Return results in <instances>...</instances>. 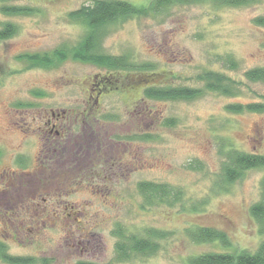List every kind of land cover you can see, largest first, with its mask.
I'll return each mask as SVG.
<instances>
[{"label": "rangeland", "instance_id": "rangeland-1", "mask_svg": "<svg viewBox=\"0 0 264 264\" xmlns=\"http://www.w3.org/2000/svg\"><path fill=\"white\" fill-rule=\"evenodd\" d=\"M93 1L0 0V29L9 22L17 27L15 35L0 41V148L4 152L0 170L19 169L10 160L14 148L34 147L24 130L35 112L86 99L94 93L91 78L106 73L72 57L52 68H30L20 58L75 47L87 28L72 21L69 13ZM127 1L148 5L152 0ZM183 1L158 15L111 26L101 51L128 54L139 65L155 66V73L146 77L164 86L203 88L206 82L199 75L215 71L232 79L238 89L233 95L205 90L192 100H144L142 89L107 93L103 106L109 108L98 138L109 157L118 155L123 163H132L130 173L125 169L118 179L103 177L95 183L46 182L38 183L36 190L29 184L14 188L7 202L0 204V240L10 255L35 257V264H189L196 255L226 252L221 244L194 242L189 233L198 226L225 232L231 251L253 252L264 240L260 223L250 213L262 197L264 168L247 170L233 183L224 181L222 170L231 147L264 155V112L227 109L232 103L264 102V82L246 76L248 70L264 67V27L254 22L264 16V0L241 6ZM3 5L25 6L32 14L9 16L1 12ZM140 73L131 69L112 75L123 81L124 77L137 79ZM139 112H145V117ZM108 155L103 159L109 160ZM27 169L39 168L28 165ZM142 181L167 183L182 191V201L143 207L138 190ZM49 189L54 191L52 205L71 203L82 205L83 210L67 211L71 216L37 213L36 208L45 206L42 198L49 197ZM120 225L140 235L150 228L169 234L159 241L155 254L121 261L115 234ZM0 264L9 263L0 258Z\"/></svg>", "mask_w": 264, "mask_h": 264}, {"label": "trees", "instance_id": "trees-1", "mask_svg": "<svg viewBox=\"0 0 264 264\" xmlns=\"http://www.w3.org/2000/svg\"><path fill=\"white\" fill-rule=\"evenodd\" d=\"M200 1V0H199ZM217 5L241 6L248 5L252 0H213ZM183 0H152L148 5H137L127 0H94L90 5H83L79 9L69 13L72 21H79L87 28V33L82 40L73 48L62 47L53 52L24 54L20 58L28 63L30 68H52L64 60L72 57L75 61L93 64L103 68L112 75L113 72L123 70H138L142 75L137 80L146 83L148 87L145 94L149 98L159 100H192L204 94L205 90L223 95H233L238 85L228 77L215 72L207 71L199 75L200 80L205 81L203 88L188 86H164L157 81L148 79L155 73V66L144 63L139 65L131 61L128 54L116 56L106 54L101 51V41L106 36L111 26L125 23L136 17H147L158 15L166 8ZM188 2V0H186ZM1 12L9 16L32 14V11L25 6L3 5ZM254 22L264 27V16L257 17ZM17 27L13 23H6L0 29V41L6 40L16 34ZM231 66L236 65L231 59ZM151 72V73H150ZM146 74L149 75L146 77ZM246 76L251 81L264 82V67H257L246 72ZM39 94V93H38ZM232 113H242L244 111L264 112V102H253L248 104L232 103L227 106ZM148 135L139 136L147 139ZM0 148V158L3 154ZM264 168V155L240 151L231 147L226 151V160L223 163V175L226 183H233L240 179L245 171ZM261 200L253 204L250 209L251 215L260 223L261 232L264 234V179L261 184ZM138 190L144 198V205L166 204L173 206L181 202L183 194L181 190H176L167 183H157L154 181H142L138 184ZM118 237L116 252L121 261L129 260L138 255H153L160 248V240L164 239L169 232L150 228L146 234L140 235L129 232L128 229L118 227L115 232ZM194 242L221 244L224 251H212L193 256L189 264H264V240L258 248L251 252L248 250L231 251L232 242L227 234L218 229L198 226L190 229L189 233ZM0 258L9 264H35L38 260L35 257L12 256L8 253L7 245L0 240ZM78 264H92L80 262Z\"/></svg>", "mask_w": 264, "mask_h": 264}, {"label": "flooded vegetation", "instance_id": "flooded-vegetation-1", "mask_svg": "<svg viewBox=\"0 0 264 264\" xmlns=\"http://www.w3.org/2000/svg\"><path fill=\"white\" fill-rule=\"evenodd\" d=\"M119 80L120 78H113V75L107 72L101 73L99 76L95 75L91 78V92L94 93H91L86 99L77 100L70 107H51L34 113L28 124L26 123L28 129L24 130L29 140L34 142V147L30 149L27 145H19L16 149L14 148L10 160L11 164L13 165L15 162L19 169L6 166L0 170V193H2L0 204L6 203L9 194L16 190L14 188H20V185L29 184L36 190L38 183L50 182L58 185L67 182L85 183L88 181L95 183L103 177L106 180L118 179L121 172L124 173L123 176L125 175L126 170L127 173H130L129 169L132 168V163H123L118 155L109 157L105 143L100 142L101 137L98 138L105 125L103 115L109 108L106 105L104 107L103 103L107 93L114 90L131 94L142 89L145 100V98H149L145 94L148 85L136 78L124 77L123 81ZM139 113L144 117L146 115L145 112ZM130 114L134 115L133 112ZM111 117L114 119L113 115ZM115 117L118 118L117 115ZM29 129L34 132L29 133ZM89 138L96 142L87 144ZM127 138L130 139V136ZM3 155L4 153L0 160ZM107 155L109 160H104L103 157ZM28 165H38L39 169L28 170ZM60 168L63 171L59 170ZM50 172L52 174H49ZM100 190L102 189L100 188ZM47 194L49 197L42 198L46 203L45 206L35 209L39 214L48 215L63 212L66 216H71L66 212L83 210L82 205L71 203L64 204V207L58 203V207H56L49 203V200L54 199V191L49 189ZM60 196L62 195L60 194ZM37 205L41 206L39 203Z\"/></svg>", "mask_w": 264, "mask_h": 264}]
</instances>
